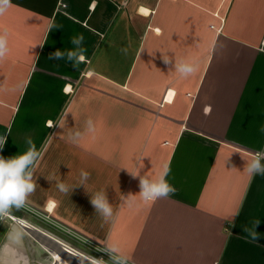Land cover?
Instances as JSON below:
<instances>
[{"label": "crops", "instance_id": "obj_1", "mask_svg": "<svg viewBox=\"0 0 264 264\" xmlns=\"http://www.w3.org/2000/svg\"><path fill=\"white\" fill-rule=\"evenodd\" d=\"M0 33V156L35 144L28 205L136 264H264V176L244 170L264 151V0H11ZM56 50L85 59L50 60ZM164 165L175 193L144 203L133 175ZM255 220L250 242L241 228Z\"/></svg>", "mask_w": 264, "mask_h": 264}, {"label": "clouds", "instance_id": "obj_2", "mask_svg": "<svg viewBox=\"0 0 264 264\" xmlns=\"http://www.w3.org/2000/svg\"><path fill=\"white\" fill-rule=\"evenodd\" d=\"M11 6V0H0V15H3ZM84 37L78 35L71 39V43L76 46H82ZM8 40L6 33H0V59H3L8 53ZM85 49L82 48V53ZM50 60L67 59L69 63L76 67L82 62L85 57L83 54H77L74 50L67 52V56L61 50L49 54ZM165 63H169L165 59ZM177 70L184 74V77H189L197 71L195 67L188 63H180ZM89 129L92 127V122L89 121ZM264 131V129H262ZM7 141L6 135H0V150L3 149ZM28 149L26 152L14 155L9 158L0 156V216L7 215L12 208L20 209L25 206L26 200L30 194L35 191V184L32 182V169L35 162L39 158V152L36 150L35 144L31 139L27 140ZM244 170L249 177L256 175L264 176V151L256 152L251 159L246 161ZM170 172L168 165H164L162 171L154 178L136 174L133 177H139V197L144 203L155 202L158 199L168 198L174 194L176 189L168 182L167 176ZM88 173L81 171L83 179L88 178ZM59 188L62 191H67L65 185L60 184ZM96 212H99L105 219L112 215V206L108 202L104 193H97L91 197L90 200ZM236 213L235 216H238ZM234 216V217H235ZM234 217L232 225L234 224ZM260 220H255L251 228L243 226L241 228L243 233H246V238L250 242H257L261 238L257 227ZM123 264V262H121Z\"/></svg>", "mask_w": 264, "mask_h": 264}, {"label": "built area", "instance_id": "obj_3", "mask_svg": "<svg viewBox=\"0 0 264 264\" xmlns=\"http://www.w3.org/2000/svg\"><path fill=\"white\" fill-rule=\"evenodd\" d=\"M12 208L7 215L2 216V218L7 217L11 219V222L16 221L18 222L21 227L24 225L20 220H24L30 222L25 218H21L20 216L14 214ZM20 210L25 211L28 215L35 217L38 220L46 222L50 224L56 231L61 232L62 237H66L71 241H74L75 244L67 242L65 238L61 239L58 236L32 224L33 227L37 229L43 230L45 233L54 237L59 243L60 246L57 247L58 250L62 253L63 259L67 261L68 264H136L134 261L120 255L119 253L113 251L108 246L101 244L94 239L80 233L79 231L75 230L74 228L65 225L64 223L55 219L50 211H43L37 208H34L27 203L25 206L20 208ZM15 215V216H14ZM20 220H18V219ZM23 228V227H22ZM32 232L24 230V234L32 238V240L36 241L38 245L43 248L49 255L50 261L42 264H57L55 257L51 254L47 245L41 243L35 236L31 234ZM52 247V246H50ZM61 250H66L63 252ZM54 257V258H53Z\"/></svg>", "mask_w": 264, "mask_h": 264}, {"label": "rangeland", "instance_id": "obj_4", "mask_svg": "<svg viewBox=\"0 0 264 264\" xmlns=\"http://www.w3.org/2000/svg\"><path fill=\"white\" fill-rule=\"evenodd\" d=\"M87 186L89 187V185L87 184ZM86 186V183H82L81 184V194L83 196L88 197L90 190L89 188ZM88 190V191H87ZM93 190V188H92ZM91 193L94 194L93 191H91ZM12 212H14V214H18V216H20L21 218H25L27 220H29L31 223H33L34 225L47 230L48 232L54 234L55 236H58L59 238L63 239L65 238L67 242L73 243L75 244L74 241H71L70 239L66 238V237H62L61 232L56 231L50 224L43 222L41 220L36 219L33 216L28 215L27 212L22 211L20 209H14L12 210ZM10 220L7 217L2 218V216H0V258H2L1 256L8 255L5 253V243H6V237L4 234L5 228L7 227L6 225L8 224V221ZM52 228V229H51ZM24 242L26 244V257L27 260L25 262V264H42V263H46L48 261H50V257L48 255V253L41 248L38 243H36V241L32 240V238L27 237L24 234ZM9 256V255H8ZM11 256L15 257L16 256V262L11 263V264H21L20 263V254L17 253L16 251L13 253H11ZM23 263V262H22ZM0 264H4L0 261Z\"/></svg>", "mask_w": 264, "mask_h": 264}, {"label": "water", "instance_id": "obj_5", "mask_svg": "<svg viewBox=\"0 0 264 264\" xmlns=\"http://www.w3.org/2000/svg\"><path fill=\"white\" fill-rule=\"evenodd\" d=\"M22 227L16 221L11 222L10 229L6 235L7 237H6L5 248H7V245H11L12 252L14 253L16 251L17 253L20 254V263L25 264L27 263L25 262L27 260V257H26V244L24 242V230L31 231V229L30 227H27L25 225H23ZM36 230L38 233H40L41 238H43L42 240L39 241L44 242L46 244L49 241H51L52 242L51 244L53 245L56 244L57 247L60 246V243L54 237L45 233L41 229H36ZM32 233L34 232L32 231Z\"/></svg>", "mask_w": 264, "mask_h": 264}, {"label": "bare ground", "instance_id": "obj_6", "mask_svg": "<svg viewBox=\"0 0 264 264\" xmlns=\"http://www.w3.org/2000/svg\"><path fill=\"white\" fill-rule=\"evenodd\" d=\"M50 207H52V204L50 205ZM51 209V208H50Z\"/></svg>", "mask_w": 264, "mask_h": 264}]
</instances>
